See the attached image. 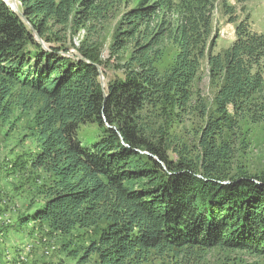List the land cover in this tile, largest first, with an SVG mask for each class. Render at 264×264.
Returning <instances> with one entry per match:
<instances>
[{
	"label": "trees",
	"instance_id": "16d2710c",
	"mask_svg": "<svg viewBox=\"0 0 264 264\" xmlns=\"http://www.w3.org/2000/svg\"><path fill=\"white\" fill-rule=\"evenodd\" d=\"M18 4L0 0V110L35 108L31 167L47 181L42 205L12 229L85 231L81 263L198 264L214 249L264 260V171L239 158L243 123H264V34L250 13L238 18L228 0ZM219 4L236 39L215 53ZM107 42L116 65L100 55ZM99 68L124 74L103 87ZM90 125L97 141L85 147Z\"/></svg>",
	"mask_w": 264,
	"mask_h": 264
},
{
	"label": "rangeland",
	"instance_id": "374dc122",
	"mask_svg": "<svg viewBox=\"0 0 264 264\" xmlns=\"http://www.w3.org/2000/svg\"><path fill=\"white\" fill-rule=\"evenodd\" d=\"M228 2L236 9L238 18L242 19L250 13L253 30L264 34V0H228ZM10 4L13 6V1ZM17 7L19 8V4ZM243 7L245 10H242ZM213 15L215 34L219 35L214 52L218 53L235 41V25L228 23V17L224 15L221 4L217 5ZM82 35L83 32L76 34L74 39L78 37L75 39V44L80 42L79 38H82ZM108 46L107 42L100 49L102 60L110 59L111 63L116 65L118 61L115 58H109ZM202 70L203 81L200 88L205 98H210L212 90L207 76L206 60H204ZM123 74L122 71L115 72L110 68L107 69L106 77H103L104 86L117 76L123 77ZM34 114V107L26 110L16 106L12 108L9 117L5 118L0 110V264L14 263L13 257L11 260L6 257L7 247L10 253L18 256L20 252H16L15 246L24 249L33 246L37 250L33 255L37 258L41 255L39 248L47 244L55 246L56 250L48 259L54 263L99 264L95 255H92L85 263L80 262L84 250L90 244V235L85 231L75 230L61 237L53 234L50 238L49 235L47 236V229H40L37 232L32 230V226H22L15 231L12 229L17 225L18 215L25 216L33 213L37 207L42 205L43 197L40 194V188L43 187V182L47 181V176L43 172H37L31 167L33 158L39 152V143L33 128ZM243 126V133L248 137L249 148L239 158H242L243 165L251 173L264 171V123L256 125L243 123ZM97 136L94 125L81 129L80 140L85 147L95 144ZM15 163L16 168L12 167ZM8 219L12 220L8 222ZM26 243L29 244L25 245ZM232 260L244 264L255 262L264 264V260L248 253H233L219 249L205 253L198 264H231Z\"/></svg>",
	"mask_w": 264,
	"mask_h": 264
},
{
	"label": "bare ground",
	"instance_id": "6f19581e",
	"mask_svg": "<svg viewBox=\"0 0 264 264\" xmlns=\"http://www.w3.org/2000/svg\"><path fill=\"white\" fill-rule=\"evenodd\" d=\"M10 3L12 2V0H8ZM8 2V3H9ZM16 3H18L17 1H16ZM18 4L16 5V6H14L13 7V9L15 10V11H17V9H18ZM16 8V9H15ZM18 12V11H17ZM18 247V246H17ZM37 250H35L34 248H33V246H32V248H26V249H24V248H22V249H20V253H19V255L18 256H16V258H15V262L13 263V264H47V260H48V258L50 257V255L55 251V246H51V244H47V245H45V246H43V247H40L39 248V252H40V256H38V259H39V257H41V258H43V260L45 259V261H43L42 260V262H38V263H35V260H36V256L34 257V255L33 254H35V252H36ZM17 252V251H16ZM15 253V252H14ZM10 254H12V256L10 255ZM9 256H11V258L9 257ZM6 257H7V259H12V257H13V259H14V254L13 253H10L9 251L8 252H6ZM37 259V260H38ZM40 261H41V259H40ZM12 263V262H11ZM6 264V263H5Z\"/></svg>",
	"mask_w": 264,
	"mask_h": 264
},
{
	"label": "water",
	"instance_id": "95a60500",
	"mask_svg": "<svg viewBox=\"0 0 264 264\" xmlns=\"http://www.w3.org/2000/svg\"><path fill=\"white\" fill-rule=\"evenodd\" d=\"M12 1H13V6H16V5H17L16 1L18 2V0H12ZM3 2H5L6 4L9 5V3H8L7 0H3ZM9 6L11 7V9H12L14 12L18 13L17 11H15V10L13 9V6H11V5H9ZM21 17H22L23 21H25V23H27L29 26H31V25L29 24L28 20L26 19V17H25L23 14H21ZM31 29L33 30L35 36L38 38L39 42H40V43H43L42 39L40 38V36L38 35V33L34 30V28H33L32 26H31ZM99 71H100V74H101V75H100L101 84H102L103 87H105V86H104V83H103V77H104V76H103V74H102L101 68H99Z\"/></svg>",
	"mask_w": 264,
	"mask_h": 264
}]
</instances>
